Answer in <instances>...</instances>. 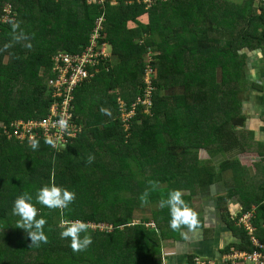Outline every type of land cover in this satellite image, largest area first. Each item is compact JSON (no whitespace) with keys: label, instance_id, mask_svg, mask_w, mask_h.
Here are the masks:
<instances>
[{"label":"trees","instance_id":"1","mask_svg":"<svg viewBox=\"0 0 264 264\" xmlns=\"http://www.w3.org/2000/svg\"><path fill=\"white\" fill-rule=\"evenodd\" d=\"M149 5L145 0H0V264H161L165 224L150 228V218L132 217L134 209L145 208L139 197L150 181L159 182L149 195L154 214L156 203L159 208V200L187 180L181 174L199 169V150L209 147L200 136L209 134L210 118L226 117L229 108L232 122L239 119L235 105L244 83V50L264 53V7L254 0H152ZM104 14V41L112 56L74 90L70 112L82 130L65 148L55 150L39 138L33 150L29 141L14 137L12 124L46 118L54 101L53 56L82 53ZM148 66L153 71L149 109L138 103ZM120 101L127 112L135 105L129 130ZM221 130L213 128L217 134ZM53 182L75 192L76 199L63 211L36 204L38 218L47 220L48 242L29 247L27 233L16 228L14 200L28 192L35 203L37 190ZM63 219L89 224L93 243L87 250L73 252L70 239H61ZM252 225L264 242L256 214ZM238 230L239 248L251 250L246 232Z\"/></svg>","mask_w":264,"mask_h":264},{"label":"crops","instance_id":"2","mask_svg":"<svg viewBox=\"0 0 264 264\" xmlns=\"http://www.w3.org/2000/svg\"><path fill=\"white\" fill-rule=\"evenodd\" d=\"M244 53V83L235 105L239 119L232 122L229 108L222 115L226 117L210 118L209 134L199 135L209 144L208 150L201 148L198 153L203 163L191 175L182 173L187 180L178 185L185 202L197 213L198 226L174 231L168 209L152 214L168 225L161 242V264H192L194 257L220 261L231 247L240 249L235 219L242 212L256 214V222L264 229V53L261 49ZM214 127H222L221 132H214Z\"/></svg>","mask_w":264,"mask_h":264},{"label":"built area","instance_id":"3","mask_svg":"<svg viewBox=\"0 0 264 264\" xmlns=\"http://www.w3.org/2000/svg\"><path fill=\"white\" fill-rule=\"evenodd\" d=\"M87 1L89 4H104L106 0ZM255 1L259 5L264 6V0ZM145 2L149 5L152 0H145ZM162 2H168V0H162ZM7 13H11V8L7 9ZM3 22H7V18L3 19ZM105 22V14L96 20L95 28L90 35L89 44L82 53L72 55L59 51L53 56V78L49 83L53 89V104L45 119L13 123L12 126L15 128L13 135L16 139L29 141L30 137H35L36 139L52 138L65 148L73 139L77 138L82 127L72 122L70 110L74 100V90L80 83L93 77V71L99 72L101 67L106 66L112 56L111 47L107 41H104ZM152 73L151 67L148 66L145 76L147 84L145 94L143 98L138 99V103L147 109L152 106ZM120 104L124 125L125 127L127 125L130 126L129 120L134 115L135 105L133 110L127 112L121 101ZM61 118L68 122L67 129L60 128L58 121ZM7 133L12 137V133ZM53 149L57 150L58 148L53 147ZM252 219L253 213L250 211L242 212L241 216L235 219L236 226L243 228L246 232L251 250L231 247L223 254L220 261L194 257L192 264H264V242H261L255 236Z\"/></svg>","mask_w":264,"mask_h":264},{"label":"clouds","instance_id":"4","mask_svg":"<svg viewBox=\"0 0 264 264\" xmlns=\"http://www.w3.org/2000/svg\"><path fill=\"white\" fill-rule=\"evenodd\" d=\"M15 28V25H14ZM5 47H8L6 45ZM102 114L111 116V111L101 107ZM60 128L67 129L68 122L61 118L58 121ZM45 143L51 147L62 149L63 145L58 144L52 138H46ZM30 147L33 150L38 149L39 141L35 137L29 138ZM94 161L93 156H89L87 162L91 164ZM150 189H146L139 197L141 205L149 203L150 191L158 188V181H150ZM184 192L181 190H171L167 194V198L159 200V208H167L170 216V228L174 231L179 230L182 226H187L190 230L198 226L197 213L183 199ZM76 199V194L66 188L57 186L54 182L50 185L46 184L37 190L35 203L33 196L28 192H24L16 197L13 203L12 213L19 217L16 222V228L22 229L27 233L31 243L29 247H39L48 242L44 227L47 220L43 217L38 218L39 212L36 204H40L50 210H65L69 208ZM149 226V224H147ZM61 239H70V247L73 252H82L88 249L93 243L92 236L89 231V224L80 220L63 219L60 222Z\"/></svg>","mask_w":264,"mask_h":264},{"label":"rangeland","instance_id":"5","mask_svg":"<svg viewBox=\"0 0 264 264\" xmlns=\"http://www.w3.org/2000/svg\"><path fill=\"white\" fill-rule=\"evenodd\" d=\"M172 1H174V0H168V2H172ZM230 2L231 1H233V2H242V0H229ZM254 2L256 3V5H258L259 6V4L254 0ZM164 3H166V2H164ZM114 4V3H113ZM261 6V5H260ZM130 26H133L132 24H130ZM129 128H130V126L129 125H127L126 126V129L127 130H129ZM104 153V152H103ZM103 153L101 154V156L103 155ZM112 158H110L109 156L107 157V159L106 160H110V161H112L111 160ZM113 162V161H112ZM113 166H117L118 167V163H113ZM138 205H139V203H138ZM141 206H144L145 208H135L134 209V212H133V214H132V217H136L137 218V220H139L140 218H142V217H144V218H150V219H154L152 216V214L153 213H151L152 212V209H149L148 208V204H145V205H141ZM154 210H156V211H159V208L157 207V203H156V205L154 206ZM165 212H167V210L165 209ZM142 216V217H141ZM165 215H161L160 217L161 218H163ZM153 221V220H152ZM139 222V221H138ZM165 224V225H167L166 223H164L162 220H160V221H158V222H156V223H154V222H152L151 224H152V226H151V224H150V226H151V228H158L159 227V224ZM94 228L96 227V226H93ZM105 226L104 225H101V229L102 228H104ZM167 230V229H166ZM158 232H160V230H158Z\"/></svg>","mask_w":264,"mask_h":264}]
</instances>
